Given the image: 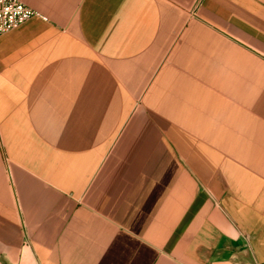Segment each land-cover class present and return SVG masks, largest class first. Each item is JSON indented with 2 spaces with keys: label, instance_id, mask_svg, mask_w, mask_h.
<instances>
[{
  "label": "crops",
  "instance_id": "obj_1",
  "mask_svg": "<svg viewBox=\"0 0 264 264\" xmlns=\"http://www.w3.org/2000/svg\"><path fill=\"white\" fill-rule=\"evenodd\" d=\"M20 1L0 264H264V0Z\"/></svg>",
  "mask_w": 264,
  "mask_h": 264
},
{
  "label": "built area",
  "instance_id": "obj_2",
  "mask_svg": "<svg viewBox=\"0 0 264 264\" xmlns=\"http://www.w3.org/2000/svg\"><path fill=\"white\" fill-rule=\"evenodd\" d=\"M37 14L20 0H0V36L18 28Z\"/></svg>",
  "mask_w": 264,
  "mask_h": 264
}]
</instances>
